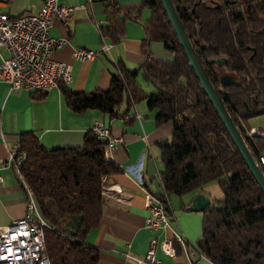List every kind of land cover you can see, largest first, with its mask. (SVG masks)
<instances>
[{"label":"trees","instance_id":"16d2710c","mask_svg":"<svg viewBox=\"0 0 264 264\" xmlns=\"http://www.w3.org/2000/svg\"><path fill=\"white\" fill-rule=\"evenodd\" d=\"M101 1V38L115 45L125 36L128 21L141 22L146 33L141 40L143 61L136 70L118 61L119 71L111 75L106 90L62 87L65 106L73 113L97 110L110 118L121 106L124 113L138 104L155 111L156 125L169 124L171 135L156 143L162 192L150 194L165 206L169 196L181 197L215 181L223 197L201 212L197 249L214 264H264V195L200 88L160 0H141L133 7ZM171 1L210 82L258 162L264 136L248 137L241 123L264 116V0ZM145 10L148 16L142 21ZM152 45L160 46L168 58L154 57ZM218 58H225L226 64L211 63ZM139 73L153 92L140 86ZM226 74L234 82L222 85L220 77ZM45 94L32 91L31 97L38 101ZM106 144L91 130L80 146L55 149L44 147L32 131L18 135V152L24 154L20 172L48 225L44 237L50 264L98 261V249L85 239L101 221L107 178L123 172L106 159Z\"/></svg>","mask_w":264,"mask_h":264},{"label":"crops","instance_id":"0c3cea01","mask_svg":"<svg viewBox=\"0 0 264 264\" xmlns=\"http://www.w3.org/2000/svg\"><path fill=\"white\" fill-rule=\"evenodd\" d=\"M1 1L2 12L14 17L36 13L44 0ZM56 2L79 8L67 21L56 20L49 29L51 38L65 42L52 52L51 58L69 65L71 82H58L57 87L38 101L32 99L31 90L11 91L7 83L0 82V160L17 148L20 133L32 131L47 149L77 147L83 143L91 125L101 122L107 126L112 137L122 140L118 146L105 152V157L121 167L123 172L107 178L106 186L111 189L104 195L101 221L85 239L87 244L99 251L96 264H133L127 260L126 254L142 257L151 239H155L157 244L165 239L173 241L174 257L166 256L159 247L155 250V256L162 264H214L207 258H201L196 246L201 234L202 214L188 210L197 193L203 194L211 202L221 198L222 191L213 182L181 197L169 196L165 204L167 225L156 230L145 227V219L149 215L145 206V192H162L159 172L163 167L156 143L170 137L171 126H157L155 112L148 111L144 104L134 105L126 113L125 106H121L118 115L110 118L97 110L73 113L63 101L61 88L64 86L74 92L106 90L111 75L119 71L118 61L127 69L136 70L144 58L141 40L146 33L142 23L128 21L125 36L119 43L111 45L99 34V26L104 24L101 0ZM117 2L123 7H133L139 5L141 0ZM103 42L109 49L98 58L81 62L73 59V48L99 50ZM151 53L160 59L167 56L158 45L151 46ZM1 54L7 56L4 49ZM241 124L246 129L259 128L264 126V121L257 125H251L249 121ZM0 175V226H7L25 215L26 196L11 166L0 169ZM115 186L120 188V192L113 190ZM178 239L184 241L186 248L180 245Z\"/></svg>","mask_w":264,"mask_h":264},{"label":"built area","instance_id":"2783aa9c","mask_svg":"<svg viewBox=\"0 0 264 264\" xmlns=\"http://www.w3.org/2000/svg\"><path fill=\"white\" fill-rule=\"evenodd\" d=\"M1 9L0 0V82L7 83L11 91L31 90L45 93L57 87L58 82L70 83L72 75L69 65L51 58L52 52L65 42L51 38L49 29L56 20L67 21L79 8L58 4L56 0H44L36 13L11 17ZM2 49L6 51V57L1 54ZM108 49L104 42L99 50L73 48L72 57L80 62L92 61ZM90 130L98 139L106 140L105 152L122 142L120 138L112 137L107 126L101 122H94ZM245 133L248 137L264 136V126L250 127ZM23 160L24 154L18 152V145L4 160H0V169L8 166L14 169L26 196L25 215L7 226H0V264H50L44 237V229L48 225L20 172ZM257 164L264 171V154L259 156ZM108 189L111 188L105 189L103 195ZM113 190L120 192L118 186ZM145 206L149 211L145 219L147 229L156 230L167 225L165 206L158 196L145 192ZM178 240L186 248L184 241ZM172 242L171 239H165L157 244L155 239H151L148 250L142 257L126 254V258L133 264H162L155 256V250L159 246L163 254L174 257ZM191 254L189 249V255ZM201 258L206 259L203 255Z\"/></svg>","mask_w":264,"mask_h":264},{"label":"water","instance_id":"95a60500","mask_svg":"<svg viewBox=\"0 0 264 264\" xmlns=\"http://www.w3.org/2000/svg\"><path fill=\"white\" fill-rule=\"evenodd\" d=\"M99 1V0H97ZM161 5L164 9V12L167 15V18L175 32L177 37L178 43L183 49L189 66L194 71L198 81L200 88L203 90L205 95L207 96L208 100L212 104L214 110L216 111L217 115L219 116L221 122L223 123L226 131L228 132L233 144L235 145L236 149L238 150L239 154L243 158L244 162L246 163L249 171L253 175L255 181L259 185L263 195H264V173L261 168L258 166L256 160L253 158L252 154L250 153L249 149L246 146V143L239 132L237 126L235 125L234 121L230 117L228 111L226 110L221 98L219 97L217 91L213 87L212 83L210 82L199 58L184 30V27L176 13V10L172 4L171 0H160ZM253 51V49H252ZM225 58H218L211 61L217 66L225 65L226 64ZM234 82V77L231 75H223L220 77V83L222 85H228ZM210 199L205 197L201 193H197L192 198L188 210L191 212H202L206 206L210 204Z\"/></svg>","mask_w":264,"mask_h":264},{"label":"rangeland","instance_id":"374dc122","mask_svg":"<svg viewBox=\"0 0 264 264\" xmlns=\"http://www.w3.org/2000/svg\"><path fill=\"white\" fill-rule=\"evenodd\" d=\"M139 2H140V0H139ZM148 16V11L147 10H145L143 13H142V16H141V20L143 21L146 17ZM165 58H168V56H165ZM161 59H163V58H161ZM229 75V74H228ZM137 81H138V83L140 84V86L141 87H143V89H144V91L146 92V93H151V92H153L154 91V87H153V85L150 83V82H147L146 80H144L142 77H141V75H140V73H139V75L137 76ZM155 112V111H154ZM156 113V112H155ZM249 121V123L252 125H257L259 122H263L264 121V116H262V117H258V118H249L247 121H245V122H248ZM213 183L212 184H214V186L216 185L217 186V188H219L218 187V185L216 184V182L215 181H212ZM219 190L221 191V189L219 188ZM220 196L221 197H223V193L222 192H220ZM157 247H159V246H157Z\"/></svg>","mask_w":264,"mask_h":264},{"label":"flooded vegetation","instance_id":"af4514ba","mask_svg":"<svg viewBox=\"0 0 264 264\" xmlns=\"http://www.w3.org/2000/svg\"><path fill=\"white\" fill-rule=\"evenodd\" d=\"M230 75V74H229Z\"/></svg>","mask_w":264,"mask_h":264}]
</instances>
